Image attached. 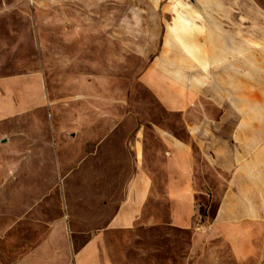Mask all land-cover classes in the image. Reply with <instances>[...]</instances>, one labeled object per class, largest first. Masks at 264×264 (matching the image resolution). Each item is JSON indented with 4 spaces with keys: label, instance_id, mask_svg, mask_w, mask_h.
<instances>
[{
    "label": "rangeland",
    "instance_id": "rangeland-1",
    "mask_svg": "<svg viewBox=\"0 0 264 264\" xmlns=\"http://www.w3.org/2000/svg\"><path fill=\"white\" fill-rule=\"evenodd\" d=\"M199 3L0 0V78L40 73L49 100L0 119L1 261L38 245L50 223L62 217L76 248L104 230L110 264H264V247L251 260H237L227 239L212 230L225 193L241 194L243 189L251 202L246 206L251 214L245 217L264 228V0H228L238 11L239 52L251 55L249 61L237 62V75L220 81L246 85L248 96L224 93L217 86L198 99L209 117H227L218 129L225 153L235 145L226 139L237 130L257 134L254 160L247 168L254 180L246 188L245 183L232 182L235 174L215 173L192 142L198 214L186 226L169 218L164 144L157 129L190 142L186 118L167 112L141 75L159 51L162 26L173 15L161 12L162 6ZM201 105L190 114L195 121L204 117ZM137 135L145 142L147 168L157 176L154 199L159 197V204H150V213L130 229L105 230L134 168ZM242 217L238 213L231 221Z\"/></svg>",
    "mask_w": 264,
    "mask_h": 264
},
{
    "label": "crops",
    "instance_id": "crops-1",
    "mask_svg": "<svg viewBox=\"0 0 264 264\" xmlns=\"http://www.w3.org/2000/svg\"><path fill=\"white\" fill-rule=\"evenodd\" d=\"M198 2L200 3L197 5L162 6L161 12L173 15L162 26L159 51L141 75L142 81L167 112L183 113L186 118L190 142L172 131L157 129L158 137L164 144L163 183L166 202L171 206L169 218L179 226L190 225L198 214L196 165L191 143L197 145L201 158L215 173L237 174L236 177L233 176L232 182L249 185L248 182H252L254 178L247 168L250 161L254 160V142L259 139L249 129L243 132L237 130L231 135V140L226 139L235 141V145L232 147L231 144L229 152L225 153L221 143L224 141L223 134L218 129L221 130L227 117H209L202 102L198 103L200 96L214 93L217 86L224 93L244 92L248 96L249 88L246 85H233L232 79L229 84L228 81L224 84L220 79L237 75V62L241 59L249 61L251 55L239 52L238 34L235 32L239 18L237 8L229 5L228 0ZM48 103V92L40 73L0 78V119ZM197 105H201L199 108L203 109L204 117L200 116L195 121L190 114ZM220 106L226 109L223 105ZM234 107L238 109L236 104ZM242 121L248 125L246 118ZM249 123L254 122L249 119ZM134 147L137 155L134 168L125 181L123 198L107 219L105 230L130 229L136 221L150 213V204H159L160 198L154 199L157 176L154 170L147 168L149 162L142 136L135 137ZM246 188L249 186L246 185ZM246 190L243 189L241 194L228 190L212 224V230H217L227 239L237 260H251L259 254L260 247H264L260 245V241L264 240V228L255 224L254 218L245 217L251 214L246 209L251 203L246 197ZM260 197L264 204V192H260ZM261 199L258 200L261 202ZM238 204L245 208L236 207ZM227 207H230L228 213ZM223 210L225 215H222ZM238 213L244 214V217L231 221ZM67 226L62 217L54 220L42 242L34 247L24 248L16 258L12 256L10 259L7 256L5 261L0 260V264H110L104 245V230L93 233L83 246L76 248L70 240L72 233ZM6 229L10 230L9 227ZM7 252L13 253L14 250Z\"/></svg>",
    "mask_w": 264,
    "mask_h": 264
},
{
    "label": "trees",
    "instance_id": "trees-1",
    "mask_svg": "<svg viewBox=\"0 0 264 264\" xmlns=\"http://www.w3.org/2000/svg\"><path fill=\"white\" fill-rule=\"evenodd\" d=\"M202 211H203V210H202ZM202 211H201V212H202ZM202 213H203V212H202Z\"/></svg>",
    "mask_w": 264,
    "mask_h": 264
}]
</instances>
